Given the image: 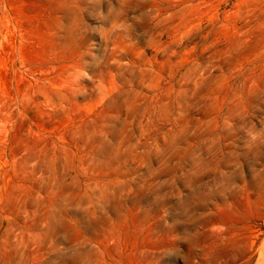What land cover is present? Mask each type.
Segmentation results:
<instances>
[{
  "label": "rangeland",
  "instance_id": "374dc122",
  "mask_svg": "<svg viewBox=\"0 0 264 264\" xmlns=\"http://www.w3.org/2000/svg\"><path fill=\"white\" fill-rule=\"evenodd\" d=\"M0 264H264V0H0Z\"/></svg>",
  "mask_w": 264,
  "mask_h": 264
}]
</instances>
